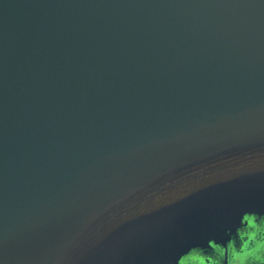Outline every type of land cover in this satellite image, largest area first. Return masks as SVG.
I'll return each mask as SVG.
<instances>
[{
  "label": "water",
  "instance_id": "1",
  "mask_svg": "<svg viewBox=\"0 0 264 264\" xmlns=\"http://www.w3.org/2000/svg\"><path fill=\"white\" fill-rule=\"evenodd\" d=\"M254 224L264 0H0V264H204Z\"/></svg>",
  "mask_w": 264,
  "mask_h": 264
},
{
  "label": "clouds",
  "instance_id": "2",
  "mask_svg": "<svg viewBox=\"0 0 264 264\" xmlns=\"http://www.w3.org/2000/svg\"><path fill=\"white\" fill-rule=\"evenodd\" d=\"M243 240L246 245L242 249L234 247L231 243L226 248H221L225 258L229 252L231 253L232 258L228 264H264V226L252 225V230L244 232ZM204 264H223V262L210 257L204 261Z\"/></svg>",
  "mask_w": 264,
  "mask_h": 264
},
{
  "label": "flooded vegetation",
  "instance_id": "3",
  "mask_svg": "<svg viewBox=\"0 0 264 264\" xmlns=\"http://www.w3.org/2000/svg\"><path fill=\"white\" fill-rule=\"evenodd\" d=\"M239 245H237V248L242 249L243 247H245L246 242L243 240V236L240 237L239 239ZM231 253L229 252L228 256H227V260L224 259L223 254L217 255V257L215 259L221 260L223 262V264H228V261L231 259Z\"/></svg>",
  "mask_w": 264,
  "mask_h": 264
},
{
  "label": "snow or ice",
  "instance_id": "4",
  "mask_svg": "<svg viewBox=\"0 0 264 264\" xmlns=\"http://www.w3.org/2000/svg\"><path fill=\"white\" fill-rule=\"evenodd\" d=\"M254 219V218H253ZM213 245L215 246L216 245V242L215 241H212ZM181 264H184L183 261H181Z\"/></svg>",
  "mask_w": 264,
  "mask_h": 264
}]
</instances>
